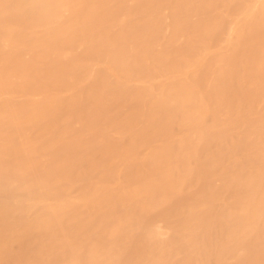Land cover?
<instances>
[{"label":"bare ground","instance_id":"bare-ground-1","mask_svg":"<svg viewBox=\"0 0 264 264\" xmlns=\"http://www.w3.org/2000/svg\"><path fill=\"white\" fill-rule=\"evenodd\" d=\"M0 264H264V0H0Z\"/></svg>","mask_w":264,"mask_h":264}]
</instances>
